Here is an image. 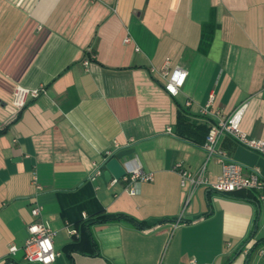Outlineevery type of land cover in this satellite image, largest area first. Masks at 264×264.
<instances>
[{
	"label": "crops",
	"instance_id": "1",
	"mask_svg": "<svg viewBox=\"0 0 264 264\" xmlns=\"http://www.w3.org/2000/svg\"><path fill=\"white\" fill-rule=\"evenodd\" d=\"M166 59L187 70L175 95L163 88ZM16 85L43 90L16 108ZM242 104L240 127L264 138V0H0V264H27L35 203L54 231L51 264H264L256 191L199 185L186 202L173 168L195 171L206 157L176 133L178 112L209 129ZM218 145L264 177V155L229 136ZM110 156L153 178L133 194L104 165L91 179ZM220 169L210 156L206 177Z\"/></svg>",
	"mask_w": 264,
	"mask_h": 264
},
{
	"label": "built area",
	"instance_id": "2",
	"mask_svg": "<svg viewBox=\"0 0 264 264\" xmlns=\"http://www.w3.org/2000/svg\"><path fill=\"white\" fill-rule=\"evenodd\" d=\"M124 41L130 42L131 37L125 36ZM135 49H138V46H135ZM83 62L87 63L88 60L85 59ZM168 64L169 60L166 59L163 66L160 68V73L165 77L163 88L168 94L175 95L184 84L187 70L181 65H176L170 70ZM42 90V86L29 88L16 85L12 104L16 108H20L25 104L28 96L36 97ZM213 98L214 96L211 93L206 104L200 108L201 114H206L209 111L208 106L212 104ZM242 107L243 104L231 113L219 116L217 120L210 125L205 139L201 144L206 154L205 161L201 167L195 171H191L183 167L180 162L174 164L173 168L179 174L180 184L187 187L186 202L189 200L194 189L199 185H206L210 189L221 193L239 189H252L257 193V200L264 202V177L260 174L258 167L253 166L246 168L242 163L230 158L226 151L218 145L221 137L229 136L239 144L264 155V138L252 137L240 127ZM106 153L110 154V151ZM210 156H214L221 166L220 172L213 180H209L205 175V164ZM102 170V163L94 164L89 177L93 179L96 175L100 174ZM152 178V172H144L139 168H131L121 177L125 182V189L132 194L135 193L136 184L139 181L151 180ZM32 182L37 189H41L40 184L37 183L35 172L32 174ZM30 213L32 215V220L27 223L28 233L22 245L24 261L27 264H51L59 254V252L55 250L53 244L54 231L50 228L47 221L42 219V207L40 204H33ZM69 232L71 234H77L75 228H70ZM16 249L17 246L14 243H10L8 246V253H14ZM245 251H247V249ZM257 252L259 255L264 254V245L259 244L257 246ZM185 264L212 263L201 262L191 257Z\"/></svg>",
	"mask_w": 264,
	"mask_h": 264
},
{
	"label": "trees",
	"instance_id": "3",
	"mask_svg": "<svg viewBox=\"0 0 264 264\" xmlns=\"http://www.w3.org/2000/svg\"><path fill=\"white\" fill-rule=\"evenodd\" d=\"M207 131H208V126L203 124H196L193 121H190L189 117L185 113L181 111L178 112L176 119V133L178 135L196 141L198 144L201 145L204 141ZM223 194L233 198H240V199L251 198V196H249L245 192V189L234 190ZM118 217L119 216H115L111 214H103L99 216L97 219L100 220L117 219ZM133 221L140 227H144L146 225L144 221H136V220ZM262 241L263 239L260 240V242H258V245ZM66 248L67 250L75 249L77 248V243L76 242L69 243L68 245H66Z\"/></svg>",
	"mask_w": 264,
	"mask_h": 264
},
{
	"label": "water",
	"instance_id": "4",
	"mask_svg": "<svg viewBox=\"0 0 264 264\" xmlns=\"http://www.w3.org/2000/svg\"><path fill=\"white\" fill-rule=\"evenodd\" d=\"M103 165V173L108 179H111V177L119 179L126 173L125 165L121 163L115 156L106 158L103 162Z\"/></svg>",
	"mask_w": 264,
	"mask_h": 264
}]
</instances>
